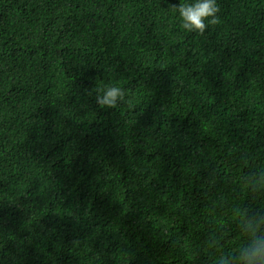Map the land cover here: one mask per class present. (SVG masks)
I'll return each instance as SVG.
<instances>
[{"label": "trees", "instance_id": "trees-1", "mask_svg": "<svg viewBox=\"0 0 264 264\" xmlns=\"http://www.w3.org/2000/svg\"><path fill=\"white\" fill-rule=\"evenodd\" d=\"M0 0V261L217 264L264 214V0ZM125 98L97 105L95 89ZM211 241V243H210Z\"/></svg>", "mask_w": 264, "mask_h": 264}, {"label": "clouds", "instance_id": "clouds-1", "mask_svg": "<svg viewBox=\"0 0 264 264\" xmlns=\"http://www.w3.org/2000/svg\"><path fill=\"white\" fill-rule=\"evenodd\" d=\"M172 8L178 14L181 27L190 33L202 35L219 19L218 0H186ZM95 93L97 105L103 108H114L125 98L124 89L117 85H104L95 89ZM243 229L248 234L246 242L235 255L219 258L217 264H264V214L246 216Z\"/></svg>", "mask_w": 264, "mask_h": 264}]
</instances>
